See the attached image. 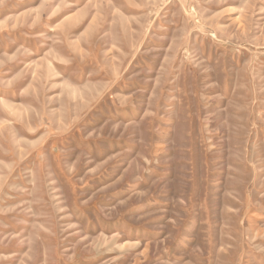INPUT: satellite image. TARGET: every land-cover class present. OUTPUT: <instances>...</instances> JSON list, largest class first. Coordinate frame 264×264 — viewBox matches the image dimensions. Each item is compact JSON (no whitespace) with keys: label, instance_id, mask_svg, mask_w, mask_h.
Segmentation results:
<instances>
[{"label":"rangeland","instance_id":"rangeland-1","mask_svg":"<svg viewBox=\"0 0 264 264\" xmlns=\"http://www.w3.org/2000/svg\"><path fill=\"white\" fill-rule=\"evenodd\" d=\"M0 264H264V0H0Z\"/></svg>","mask_w":264,"mask_h":264}]
</instances>
